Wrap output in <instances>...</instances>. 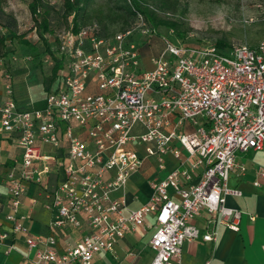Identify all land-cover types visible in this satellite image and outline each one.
Masks as SVG:
<instances>
[{"label": "built area", "instance_id": "built-area-1", "mask_svg": "<svg viewBox=\"0 0 264 264\" xmlns=\"http://www.w3.org/2000/svg\"><path fill=\"white\" fill-rule=\"evenodd\" d=\"M157 33L137 12L129 29L110 37L97 23L59 34L60 86L42 108L20 109L12 74L3 72L0 135H16L22 149L6 176L5 219L30 251L37 249L30 264H91L96 254L113 252L120 239L144 227L149 216L155 218L150 264H181L185 242L216 241L221 225L238 231L241 212L226 200L243 193L228 182L237 168L246 172L237 163L239 153L264 148V41L223 53L215 44L191 46L161 35L164 48L145 68L141 46ZM186 123L194 129L183 131ZM168 154L177 164L162 178ZM150 158L158 162V174L149 180L151 198L124 215L125 198L112 194L125 189ZM53 171L60 180L50 186ZM28 183L45 187L52 227L81 228L86 220L89 232L76 245L58 252L53 237L29 234L20 212ZM253 184L264 187V168ZM203 211L212 225L205 233L195 224ZM8 237L0 233V245Z\"/></svg>", "mask_w": 264, "mask_h": 264}, {"label": "crops", "instance_id": "crops-1", "mask_svg": "<svg viewBox=\"0 0 264 264\" xmlns=\"http://www.w3.org/2000/svg\"><path fill=\"white\" fill-rule=\"evenodd\" d=\"M152 40L153 45L149 47L147 55L142 54L145 68H151L150 57L161 53L163 50L160 37ZM144 60L148 62L145 63ZM3 70L4 68L1 66L0 106L6 98ZM51 74L49 86L46 87L44 83L38 81L39 79L33 70L17 71V76L12 79V83L14 98L20 109L31 110L44 106L48 89L55 90L60 86V82L53 79ZM41 85L47 93L43 102L38 100V97L36 98ZM199 122L202 124V119ZM182 129L183 131H191L194 128L190 123H186ZM0 147L3 150V163L0 166V233H6L9 236L0 245V264H30L36 259L37 249L30 251L24 235L14 234L10 223L5 219L9 212L6 176L15 161L21 160L22 149L17 144L16 135H0ZM49 152L53 154L52 151ZM60 152L61 159L65 158V154ZM262 152H264V148L259 151L250 150L247 153H239L237 163L239 166H244L246 172L241 173L240 169L237 168L230 174L229 186L239 189L243 193L242 196H230L226 200L227 207L241 212V217L237 221L238 231L221 225L218 228L216 241L208 242L199 238L193 242H185L182 247L181 264H264V187L258 188L253 184L257 170L264 168ZM152 159L155 158L148 159L140 172L128 180L125 189L115 191L112 194L114 198H125L124 215H128L130 210H137L149 202L152 195L149 180L158 174V162L156 159V162ZM176 164V159L168 154L166 156L167 170L160 174L162 178ZM59 178L60 175L57 171H53L48 178V184L50 186L56 185L60 180ZM45 194L44 186L35 183L27 184L20 208L21 214L25 217L22 224L32 236L53 237L56 241L54 248L58 252H63L67 247L76 245L89 232V227L86 220L83 219L81 228L68 226L58 229L52 227L54 213L44 206L47 202ZM209 218V214L203 211L195 219V224L202 233L212 227L208 222ZM154 224L155 218L149 216L144 227H139L136 232L129 233L120 239L113 252L101 251L96 254L91 264H150L155 255L150 247V240L155 231Z\"/></svg>", "mask_w": 264, "mask_h": 264}, {"label": "rangeland", "instance_id": "rangeland-1", "mask_svg": "<svg viewBox=\"0 0 264 264\" xmlns=\"http://www.w3.org/2000/svg\"><path fill=\"white\" fill-rule=\"evenodd\" d=\"M51 11V26L55 35L68 29L67 21L57 12L63 0H43ZM31 0H4L5 11L16 19L18 33L24 35L30 46L14 41L10 43L11 56L18 61H7L4 71L11 72L13 78L17 71L33 70L38 81L49 86L50 74L54 60L43 51L44 46L31 16L29 4ZM103 0H97L91 8L92 20L87 24L98 23L96 18L105 9ZM144 7L153 12L157 20V29L162 37L174 42L191 46L214 44L223 39L231 45H256L264 40V0H145ZM110 29H113L111 26ZM143 43V38L138 37ZM55 46V42L53 43ZM40 53V54H39ZM32 55L37 59L24 61V57ZM38 55V56H36ZM145 63L148 61L144 60ZM13 81V80H12ZM38 83V82H37ZM36 96L42 101L46 92L41 85ZM264 155V152L261 153ZM155 161V159H152ZM156 164V163H155Z\"/></svg>", "mask_w": 264, "mask_h": 264}, {"label": "trees", "instance_id": "trees-1", "mask_svg": "<svg viewBox=\"0 0 264 264\" xmlns=\"http://www.w3.org/2000/svg\"><path fill=\"white\" fill-rule=\"evenodd\" d=\"M96 1L97 0H63L62 7L58 9L57 13L66 21L69 18L71 19L68 23L69 26L67 30L77 32L80 28L86 26L92 20L90 12ZM3 2L4 0H0V58L4 59V66L7 61H12L13 58V56L10 57V43L17 40L27 46H30V44L26 41L24 35L18 33L16 19L12 14L5 11ZM103 2L102 6H105V9L98 15L96 20L98 22L97 24L101 27L102 35L105 37H110L118 32H123L129 29L135 21L137 12H140L145 16L152 28H158V23L153 12L144 7L145 0H103ZM29 9L35 24V29L38 31L39 38L44 46L43 51L40 52L49 55L54 60L51 75L53 79H57L60 82L59 73L61 69L64 68V60L58 53V35H55L51 26L50 17L51 11L54 10V7L49 6L43 0H31ZM111 26L113 29H110ZM156 37H161V34L157 33L152 39H155ZM152 39L149 43L144 42L142 44L141 52L143 55H147L149 47L153 45ZM54 42L55 46L53 45ZM214 44L219 51L223 53L229 51L233 46L223 39L218 40ZM258 44L248 46L256 47ZM162 46L164 48V44ZM28 56L31 57L30 61L37 59V57H33L32 55ZM50 92H52V90L49 88L48 94Z\"/></svg>", "mask_w": 264, "mask_h": 264}]
</instances>
